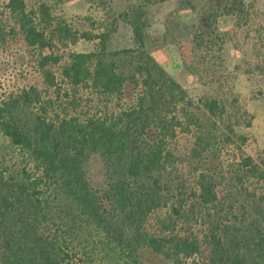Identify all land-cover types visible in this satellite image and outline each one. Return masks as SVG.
Segmentation results:
<instances>
[{
  "label": "trees",
  "instance_id": "16d2710c",
  "mask_svg": "<svg viewBox=\"0 0 264 264\" xmlns=\"http://www.w3.org/2000/svg\"><path fill=\"white\" fill-rule=\"evenodd\" d=\"M131 1L83 29L44 0H0V264H264V161L208 163L211 147L175 163L197 118L144 46L145 8L171 0ZM216 4L196 46L224 42L216 21L244 1ZM117 22L132 48L107 49ZM194 138L190 158L209 146Z\"/></svg>",
  "mask_w": 264,
  "mask_h": 264
},
{
  "label": "rangeland",
  "instance_id": "374dc122",
  "mask_svg": "<svg viewBox=\"0 0 264 264\" xmlns=\"http://www.w3.org/2000/svg\"><path fill=\"white\" fill-rule=\"evenodd\" d=\"M36 0H28L32 3ZM55 9V15L66 22L79 21L83 29L91 22L96 28L102 16V5L119 12L131 0H44ZM227 0H171L148 5L145 49L155 62L185 91L192 103L198 128L191 133H176L175 163H203L211 147L218 150L217 160L208 163H240L249 157L253 163L264 161V0H243L244 6L234 16L217 19L219 31L226 34L222 43L211 49L196 46L194 35L202 28L204 17L214 4L220 8ZM1 3V2H0ZM1 8V5H0ZM90 17V19H88ZM133 47L130 29L117 22L107 42L108 50ZM199 47V48H198ZM72 50L86 52L91 44L79 41ZM0 61V86L7 82L3 70L10 65ZM14 67V66H12ZM212 99L217 104L214 115L204 114L201 101ZM195 136L208 138L207 151L189 157ZM207 135V136H206ZM184 166V164H182ZM182 169V167H181ZM183 170V169H182Z\"/></svg>",
  "mask_w": 264,
  "mask_h": 264
},
{
  "label": "flooded vegetation",
  "instance_id": "af4514ba",
  "mask_svg": "<svg viewBox=\"0 0 264 264\" xmlns=\"http://www.w3.org/2000/svg\"><path fill=\"white\" fill-rule=\"evenodd\" d=\"M219 4H220V3H219ZM219 4H218V5H219ZM214 5H215V4H214ZM216 5H217V4H216Z\"/></svg>",
  "mask_w": 264,
  "mask_h": 264
}]
</instances>
